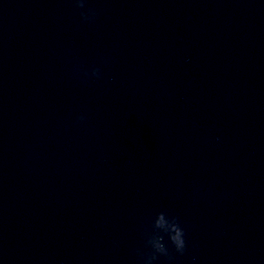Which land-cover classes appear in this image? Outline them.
I'll list each match as a JSON object with an SVG mask.
<instances>
[{"label":"clouds","instance_id":"1","mask_svg":"<svg viewBox=\"0 0 264 264\" xmlns=\"http://www.w3.org/2000/svg\"><path fill=\"white\" fill-rule=\"evenodd\" d=\"M74 5L79 9L85 8V0H73ZM81 19L85 22L92 21L95 16V10L89 8L85 11L80 12ZM85 76L88 75L87 72L84 73ZM91 76L99 79L101 77V70L99 67H94L91 71ZM85 120L84 116H78L77 121L83 122ZM151 233L146 232V246L151 248V252L143 253L137 249V255L141 257L142 264H153L158 256H164L169 260H172L173 257L170 254L169 248L166 247L164 241V235L166 234L168 240L170 241L175 252L183 256L187 250L188 243L186 240L185 229L182 227L181 222L176 216H169L166 212L156 213L155 219L152 222Z\"/></svg>","mask_w":264,"mask_h":264}]
</instances>
